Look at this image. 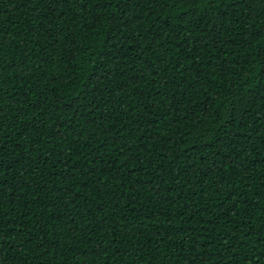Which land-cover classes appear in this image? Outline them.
<instances>
[{
	"label": "trees",
	"instance_id": "16d2710c",
	"mask_svg": "<svg viewBox=\"0 0 264 264\" xmlns=\"http://www.w3.org/2000/svg\"><path fill=\"white\" fill-rule=\"evenodd\" d=\"M0 264H264V0H0Z\"/></svg>",
	"mask_w": 264,
	"mask_h": 264
},
{
	"label": "snow or ice",
	"instance_id": "6c2138e0",
	"mask_svg": "<svg viewBox=\"0 0 264 264\" xmlns=\"http://www.w3.org/2000/svg\"><path fill=\"white\" fill-rule=\"evenodd\" d=\"M42 246H43V242H41Z\"/></svg>",
	"mask_w": 264,
	"mask_h": 264
}]
</instances>
